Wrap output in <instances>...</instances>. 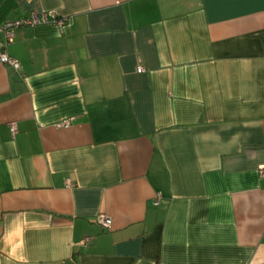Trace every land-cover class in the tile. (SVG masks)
Listing matches in <instances>:
<instances>
[{"label": "crops", "instance_id": "crops-1", "mask_svg": "<svg viewBox=\"0 0 264 264\" xmlns=\"http://www.w3.org/2000/svg\"><path fill=\"white\" fill-rule=\"evenodd\" d=\"M47 11L0 62V264H264V0H0V25Z\"/></svg>", "mask_w": 264, "mask_h": 264}, {"label": "built area", "instance_id": "built-area-1", "mask_svg": "<svg viewBox=\"0 0 264 264\" xmlns=\"http://www.w3.org/2000/svg\"><path fill=\"white\" fill-rule=\"evenodd\" d=\"M46 21H52L56 23L57 26H59V28H62L64 24V19L48 11L40 12V13L33 12L29 16L22 18V19L4 21L0 25V33L2 35V37L0 38V62L3 64L10 65L14 69H18L20 66L18 61L10 57L7 53V46L9 43L13 41V38H14V29L21 25H34L36 23H43ZM137 71L138 72L142 71V68L141 67L137 68ZM69 125H70V119H64L63 121L57 124V126L59 127H68ZM9 130L13 134L15 132V125L11 124L9 126ZM259 173L261 176L264 175V165L260 166ZM154 203L155 204L160 203V196H157ZM97 220H98L99 225H101V227L108 228V229L110 228L111 219L108 216L101 214L99 215ZM88 240H89L88 236L84 237L80 241V243L85 244L86 242H88Z\"/></svg>", "mask_w": 264, "mask_h": 264}]
</instances>
